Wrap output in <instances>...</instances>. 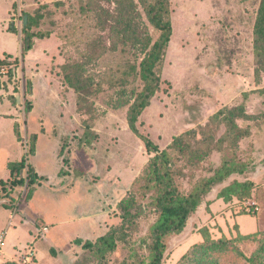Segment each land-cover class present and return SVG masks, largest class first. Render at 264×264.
Returning <instances> with one entry per match:
<instances>
[{"label":"rangeland","instance_id":"obj_1","mask_svg":"<svg viewBox=\"0 0 264 264\" xmlns=\"http://www.w3.org/2000/svg\"><path fill=\"white\" fill-rule=\"evenodd\" d=\"M144 1L154 0H0V22L7 16L22 39L24 17L26 27L40 14L30 32L41 36L18 60L6 59L11 66H0L10 104L0 116V264L146 261L159 215L153 192L144 188L153 155L126 119L140 88L132 67L143 57L132 33L148 34L151 43L160 34L147 21ZM167 1L171 36L155 68L160 86L137 132L167 151L181 196L223 161L235 171L211 187L181 233L167 238L161 264H250L251 258L264 264V56L253 33L262 0ZM7 37L0 38V53L15 48ZM68 75L96 93L82 102ZM177 138L182 152L169 147ZM21 159L36 179L28 184L24 168L15 179L24 183L13 187L8 165ZM228 187L235 193L219 198ZM129 195L136 216L124 240L117 234L113 251L102 257L75 245L119 229L118 205ZM101 202L103 221L84 223L101 214ZM219 241L221 248L207 250Z\"/></svg>","mask_w":264,"mask_h":264},{"label":"trees","instance_id":"obj_2","mask_svg":"<svg viewBox=\"0 0 264 264\" xmlns=\"http://www.w3.org/2000/svg\"><path fill=\"white\" fill-rule=\"evenodd\" d=\"M56 7L62 6L61 2L55 3ZM144 13L150 26L157 30L160 34L156 41L151 43V38L145 35V38H140V35L136 33L130 34L132 42L141 43L142 46L140 53L142 58L140 59L137 66H133L132 70H136V76L140 83L138 91L134 92L132 102L128 106L126 113L127 125L129 130L134 133L138 138L141 139L145 151L152 154L149 165L146 169V175L144 176V188L148 192H153L152 201L155 207L159 210V215L151 227L150 241L145 244L148 256L145 262L140 261L139 264H161L164 253L167 250L166 240L172 235L181 233L186 222L191 215H193L197 208L202 203L203 198L210 191L212 186L220 184L224 178L234 173V169L231 167V163L223 161L221 166L214 171L213 176L206 179L205 182L195 188L191 193L186 196L178 194L174 182L172 179V173L170 171V157L167 151H159L148 138L142 137L138 134L136 124L139 116L148 107L150 99L159 90L160 79L155 72L157 64L161 61L164 54L166 45L169 42L171 36V24L168 19V1L167 0H154L153 2H143ZM133 12V11H132ZM40 19V14L36 17H29V25L22 28L23 38L21 39V56L31 51L34 45L33 39L40 38L38 34L30 32L33 26L37 25V21ZM12 33L15 31L12 28H8ZM253 33L256 38L257 44L256 51L264 56V0L261 1L257 15L256 22L254 25ZM5 59L0 60V66H11ZM8 80L13 78V68L8 70ZM75 74V73H74ZM66 83L69 87L73 88L74 92L77 93L79 100L86 102L87 98L95 94L93 87L79 78L78 75H68L65 78ZM31 106L26 104L25 112L30 113ZM170 149L177 150L178 152L183 151V143L181 138L175 139L169 146ZM27 168L26 178L28 184H33L36 179V174L33 172L32 167L25 165V160L21 159L19 162L11 163L8 165L10 178H12L10 184L14 187L16 185H22L25 179L17 177L21 171ZM144 174V173H143ZM143 176V175H142ZM143 178V177H142ZM0 185H4V182H0ZM246 190L244 198L250 197L248 184H242ZM234 188V187H233ZM232 187L225 188L218 195L219 198L227 197L232 194ZM135 200L133 195H129L120 201L118 207L121 211L120 219L122 224L119 229H112L107 235L99 237L95 243L89 241L82 242L80 239L75 240V245L81 246L84 250H89L95 255L104 256V254L113 251L116 246L117 234H120L119 240H124L125 230L130 229L132 226L133 219L136 214L131 213V209L134 207ZM204 233V230H201ZM221 241L218 243H212L207 250H215L221 248ZM250 264H263L261 262L255 263L251 258L249 259ZM6 264H13L7 262ZM134 264H137L135 262Z\"/></svg>","mask_w":264,"mask_h":264},{"label":"crops","instance_id":"obj_3","mask_svg":"<svg viewBox=\"0 0 264 264\" xmlns=\"http://www.w3.org/2000/svg\"><path fill=\"white\" fill-rule=\"evenodd\" d=\"M7 14H8V11H7ZM6 20H7V16H6V19L3 22H0V38H4L5 34L8 35V37H7L8 40H6V45L9 44L10 42L14 43V41H15V43H14L15 48H14L13 51H11L8 47H6V49L2 50L1 53H0V60H2L3 57H9L8 60L16 61V60H18L19 58L22 57L21 56V38H19L15 33H11L8 30L9 26H8L7 23H5ZM1 42H3V41L1 40ZM3 77L4 76H2L0 78V116L9 113V110H10L9 109L10 108V104H9V102L7 100V97H6L8 95V92H6V90H2L1 89L2 84L4 83V78ZM16 100H17V103H18V99H16ZM35 154H36V149H35ZM47 183H48V180H47ZM86 203L84 202V205ZM97 211H98V209L96 208L95 212H97ZM99 211H100L101 214L96 213L94 218H90V220H88V218H87V220H85V222L84 221L83 222L84 223L90 222L91 226H96L97 227L99 225V222L103 221V217H104V215H102L103 214V212H102L103 211L102 202H101V205L99 207Z\"/></svg>","mask_w":264,"mask_h":264},{"label":"built area","instance_id":"obj_4","mask_svg":"<svg viewBox=\"0 0 264 264\" xmlns=\"http://www.w3.org/2000/svg\"><path fill=\"white\" fill-rule=\"evenodd\" d=\"M3 67V66H1ZM4 69L1 70V74H4ZM14 73V70H13ZM3 241H4V237L2 235H0V261H1V255H2V247H3Z\"/></svg>","mask_w":264,"mask_h":264},{"label":"water","instance_id":"obj_5","mask_svg":"<svg viewBox=\"0 0 264 264\" xmlns=\"http://www.w3.org/2000/svg\"><path fill=\"white\" fill-rule=\"evenodd\" d=\"M26 19H27V18H26V16H25L24 19H23V20H24V24H23V26H25V24H26ZM17 99H18V98H17Z\"/></svg>","mask_w":264,"mask_h":264}]
</instances>
